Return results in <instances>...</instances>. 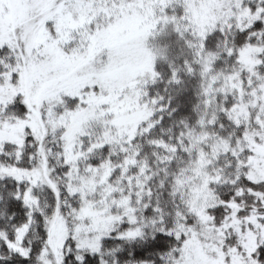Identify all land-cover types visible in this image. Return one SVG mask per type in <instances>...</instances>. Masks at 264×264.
Here are the masks:
<instances>
[{"label": "snow or ice", "instance_id": "1", "mask_svg": "<svg viewBox=\"0 0 264 264\" xmlns=\"http://www.w3.org/2000/svg\"><path fill=\"white\" fill-rule=\"evenodd\" d=\"M0 264H264V0H0Z\"/></svg>", "mask_w": 264, "mask_h": 264}]
</instances>
